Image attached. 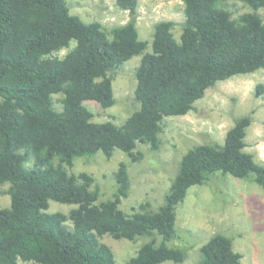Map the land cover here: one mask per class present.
Returning a JSON list of instances; mask_svg holds the SVG:
<instances>
[{
  "label": "trees",
  "instance_id": "obj_1",
  "mask_svg": "<svg viewBox=\"0 0 264 264\" xmlns=\"http://www.w3.org/2000/svg\"><path fill=\"white\" fill-rule=\"evenodd\" d=\"M182 1L179 40L173 20L157 21L147 51L136 28L137 0H115L130 17L110 29L83 21L66 0H0V186L8 182L10 196V205L0 206V264H116L99 238L104 234L149 238L125 264L182 262L185 250L166 241L175 235L176 207L190 186L230 174L264 190V164L244 150L248 114L235 119L222 143H198L182 155L157 209L148 202L131 213L119 207L130 188L124 161L114 172L112 197L99 202L95 178L68 171L75 157L101 152L109 158L115 149L139 160L138 142L159 148L164 117L186 114L218 81L264 68L258 13L264 0H238L250 10L237 17L225 7L227 0ZM63 48L64 55L55 54ZM137 54L138 108L122 124L94 121L83 101L112 106L111 74ZM263 91L258 83L256 94ZM50 200L75 207L49 212ZM200 256V264H239L242 254L231 237L216 232L201 245Z\"/></svg>",
  "mask_w": 264,
  "mask_h": 264
},
{
  "label": "rangeland",
  "instance_id": "obj_2",
  "mask_svg": "<svg viewBox=\"0 0 264 264\" xmlns=\"http://www.w3.org/2000/svg\"><path fill=\"white\" fill-rule=\"evenodd\" d=\"M66 2L71 13L85 22L99 21L106 29L123 24L130 17L129 12L117 6L115 0ZM225 7L233 17L250 10L238 0H227ZM258 13L264 22V8L258 9ZM136 14L138 37L148 41L147 51L151 48L153 24L157 21L173 20V33L179 40L181 23L185 18L182 0H137ZM74 45L75 41L71 40L70 47ZM66 52L67 49L63 48L55 54L62 56ZM139 61L140 54L133 55L112 72L115 97L112 106L102 108L97 101H83L93 113L94 121L122 124L138 108L139 104L134 99V73ZM258 83H264V68L231 76L207 88L204 96L197 99L186 114L163 118L158 149L153 150L146 143H137L135 150L142 152L139 160L132 161L122 150L115 149L109 158L101 152L75 157L68 171L91 174L99 187L96 200L99 202L112 197L115 190L114 172L119 162L124 161L130 188L119 207L131 213L140 203L148 202L150 209H157L176 175L182 155L198 143H222L235 119L246 114L250 115L251 122L246 127L244 150L250 152L256 162L264 164V91L256 94ZM52 97L58 98L59 95L52 94ZM55 105L59 107L58 102ZM8 186V182L0 186L2 207L10 205V196L6 192ZM72 207L75 205L50 200L47 211L68 212ZM67 225L72 226L70 222ZM175 231V235L166 243L184 249L186 256L182 262L165 260L159 264H200V247L216 232L232 238L233 249L242 254L239 264H264V190L250 178H237L230 174L214 177L205 184L192 185L176 207ZM99 238L113 251L116 264H125L149 239L144 236L135 240L115 239L109 234ZM156 239L157 242L162 240L159 235H156Z\"/></svg>",
  "mask_w": 264,
  "mask_h": 264
}]
</instances>
